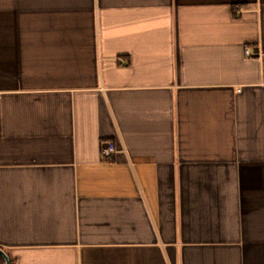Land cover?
<instances>
[{"label":"crops","instance_id":"1","mask_svg":"<svg viewBox=\"0 0 264 264\" xmlns=\"http://www.w3.org/2000/svg\"><path fill=\"white\" fill-rule=\"evenodd\" d=\"M0 248L264 264V0H0Z\"/></svg>","mask_w":264,"mask_h":264},{"label":"built area","instance_id":"2","mask_svg":"<svg viewBox=\"0 0 264 264\" xmlns=\"http://www.w3.org/2000/svg\"><path fill=\"white\" fill-rule=\"evenodd\" d=\"M116 151V146L114 142L112 141H107L103 144L101 148V156L103 159H108L110 158L111 154Z\"/></svg>","mask_w":264,"mask_h":264},{"label":"water","instance_id":"3","mask_svg":"<svg viewBox=\"0 0 264 264\" xmlns=\"http://www.w3.org/2000/svg\"><path fill=\"white\" fill-rule=\"evenodd\" d=\"M0 255L4 258L5 264H10V258L2 248H0Z\"/></svg>","mask_w":264,"mask_h":264},{"label":"trees","instance_id":"4","mask_svg":"<svg viewBox=\"0 0 264 264\" xmlns=\"http://www.w3.org/2000/svg\"><path fill=\"white\" fill-rule=\"evenodd\" d=\"M0 264H5L4 258L0 255Z\"/></svg>","mask_w":264,"mask_h":264}]
</instances>
